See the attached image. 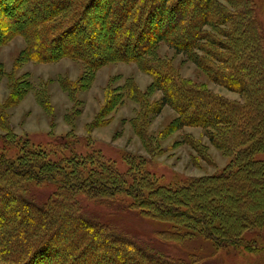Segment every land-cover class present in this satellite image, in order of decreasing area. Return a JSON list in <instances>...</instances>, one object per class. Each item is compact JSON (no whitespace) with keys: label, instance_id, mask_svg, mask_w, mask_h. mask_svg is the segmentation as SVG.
Instances as JSON below:
<instances>
[{"label":"trees","instance_id":"16d2710c","mask_svg":"<svg viewBox=\"0 0 264 264\" xmlns=\"http://www.w3.org/2000/svg\"><path fill=\"white\" fill-rule=\"evenodd\" d=\"M190 1L0 0V43L17 35L28 43L19 62L72 57L83 60L92 72L113 59L135 61L153 76V87L164 92L158 108L166 104L176 108L178 128L202 126L231 157L221 172L173 187L159 183L147 170L132 176V160L127 171H121L97 148L72 152L64 135L47 144L62 145L54 159L2 134L0 264H191L140 243L99 213L88 214L77 197L81 193L90 197L128 193L133 197L130 208L158 222V236L176 241L197 236L218 246L239 244L247 242L248 232L264 226V158L257 157L264 151V38L255 22L244 27L235 23L230 32L223 30L228 40L219 45L225 55L215 54L204 44L212 41L206 28L233 16L220 9L217 0ZM102 29L98 39L96 32ZM160 40L197 61L215 83L243 94L245 102L184 79L153 53ZM197 50L203 55L195 54ZM13 73L0 66V75ZM25 83L30 89L31 82ZM17 85L11 84L13 92ZM29 89H16L19 93L11 97L19 99ZM191 144L195 146L194 141ZM95 153L98 167L89 177L78 174V167L87 162L83 156ZM129 175L134 179L130 186ZM44 179L57 184L58 190L45 203L36 202L26 195V182Z\"/></svg>","mask_w":264,"mask_h":264},{"label":"rangeland","instance_id":"374dc122","mask_svg":"<svg viewBox=\"0 0 264 264\" xmlns=\"http://www.w3.org/2000/svg\"><path fill=\"white\" fill-rule=\"evenodd\" d=\"M217 1L222 5L220 9L227 10L228 16L233 17L221 24L217 22L207 26L212 41H205L204 44L213 53L225 55L219 45L228 40L223 30L230 32L235 23L244 27L255 22L264 38V0ZM196 2L201 3V0H191L190 4ZM101 31L103 29L96 32L98 39ZM244 36L247 38L248 34L244 32ZM27 45L22 35L0 43V66L7 72H14V78L0 75L3 112L0 135L6 134L13 139L17 137L23 144L41 149L48 158L58 157L55 150H62L60 143L53 144L52 148L48 146L50 139L61 141L63 139L58 136L64 135L70 143L67 149L72 152H88L97 148L121 171H127L128 162L132 160L133 168L129 172L132 176L135 171L147 170L159 183L173 187L219 173L230 162L231 157L210 140L202 126L178 128L179 111L169 104L158 108L165 99L164 92L153 87V76L143 71L137 62L113 59L92 72L83 60L72 57L49 62L31 59L19 62ZM109 47L113 49V46ZM153 53L167 60L184 79L229 99L245 102L243 94L215 83L197 61L185 53L176 52L167 41L156 43ZM195 54L201 56L203 52L197 50ZM22 80L31 82L30 89L29 83L26 86L27 83ZM15 82L18 84L15 92L19 93L16 89L24 87L29 89L19 99L11 97L15 92L10 86ZM134 84L142 94L136 92ZM67 154L74 156L73 153ZM83 157L87 162L84 161L77 171L81 176L89 177L98 167L93 161L97 160L98 154ZM257 157L264 158V151L259 152ZM132 176L127 179L129 186L134 182ZM57 190V184L45 179L43 182H26V195L36 202L45 203L55 196ZM77 197L88 214L103 215L122 232L157 252L184 258L191 264H264V226L248 232L247 242L239 244L228 242L218 246L197 236L176 241L158 236L159 223L132 210L129 205L133 197L128 193L120 192L109 197H90L81 193ZM60 213L55 211L57 215Z\"/></svg>","mask_w":264,"mask_h":264}]
</instances>
